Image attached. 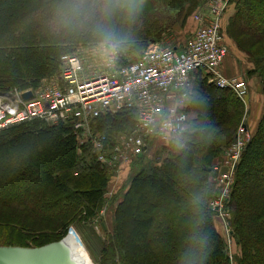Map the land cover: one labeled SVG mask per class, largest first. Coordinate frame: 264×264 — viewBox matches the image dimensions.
<instances>
[{
  "label": "trees",
  "instance_id": "1",
  "mask_svg": "<svg viewBox=\"0 0 264 264\" xmlns=\"http://www.w3.org/2000/svg\"><path fill=\"white\" fill-rule=\"evenodd\" d=\"M166 1L173 5L172 1L180 0ZM189 1L197 8H194L195 20L207 0ZM234 3V13L228 16ZM41 4L42 0H0L2 89L35 90L46 80L58 77L62 56L74 53V49L53 43L44 32L37 20ZM261 6L264 0H231L222 19L224 44L231 50L229 43L234 40L245 62L248 79L237 76L246 80L251 103L258 101L259 92L264 96ZM149 13L152 17L151 10ZM162 21L156 25L161 26ZM138 24L135 47L142 50L145 39L140 40L156 26H150L149 22ZM143 52L137 57L128 55L131 59L125 56L122 62L134 61ZM204 77L201 71L195 73L190 91L198 94L203 103H188L183 108L188 121L179 135L186 138L187 147L175 153L167 142H159L152 145L156 146L154 159L148 158V150L131 163L127 178H132L113 210L111 226L101 211L117 168L98 163L90 145L80 148L72 125L50 126L34 120L1 130L0 158L5 162L0 164V245L41 246L68 234V229L76 224L89 226L99 239L100 251L89 245L96 264H174L187 220L185 201L189 193L203 192L202 217L205 227L214 234L209 264H233L227 239L216 225L217 212L211 207V192L217 188L215 166L235 141L246 108L234 90L220 88ZM256 121L249 125L251 139L235 174L226 209L228 217L224 220L218 216L222 226L233 232L240 264H264V102ZM135 124V111L126 110L100 116L94 121V130L115 141L133 130ZM25 141L36 147L22 166L14 167L8 158ZM16 156L22 159L24 153ZM180 176L185 178L183 182L178 180ZM8 188L14 191L13 196H6ZM97 222L101 236L92 226Z\"/></svg>",
  "mask_w": 264,
  "mask_h": 264
},
{
  "label": "built area",
  "instance_id": "2",
  "mask_svg": "<svg viewBox=\"0 0 264 264\" xmlns=\"http://www.w3.org/2000/svg\"><path fill=\"white\" fill-rule=\"evenodd\" d=\"M231 0H207L195 15L197 29L182 48L156 46L144 51L136 60L122 62L115 72L89 70L78 62L75 53L62 56L57 81L39 88L5 90L0 88V131L34 120L50 126L70 124L78 146L90 145L97 162L103 167L117 168V174L128 167L153 144L165 141L148 134L141 117L160 110L169 112L181 134L188 114V103L178 106L185 94H190L194 74L201 71L220 88H231L247 109L235 141L227 148L221 163L215 166L218 196L211 200L224 220L235 174L245 146L251 139L247 126L250 101L245 79L226 77L221 65L229 53L224 44L223 15ZM31 97L25 98L26 93ZM135 111L133 130L115 141L94 130V121L103 115ZM76 233L73 227L68 234Z\"/></svg>",
  "mask_w": 264,
  "mask_h": 264
},
{
  "label": "clouds",
  "instance_id": "3",
  "mask_svg": "<svg viewBox=\"0 0 264 264\" xmlns=\"http://www.w3.org/2000/svg\"><path fill=\"white\" fill-rule=\"evenodd\" d=\"M147 5L148 0H42L37 20L53 43L74 49L78 62L89 70L115 72L123 57L134 54L136 25ZM186 103L201 105L203 101L193 92L182 96L178 106ZM141 123L148 134L167 142L171 151L179 153L187 147L169 112L149 113L141 117ZM35 147L30 141L22 142L12 150L8 162L22 166ZM20 152L24 153L22 159L16 156ZM4 162L0 158V164ZM184 179L178 177L181 182ZM203 195L192 192L185 201L187 220L174 264H209L214 234L202 217Z\"/></svg>",
  "mask_w": 264,
  "mask_h": 264
},
{
  "label": "rangeland",
  "instance_id": "4",
  "mask_svg": "<svg viewBox=\"0 0 264 264\" xmlns=\"http://www.w3.org/2000/svg\"><path fill=\"white\" fill-rule=\"evenodd\" d=\"M233 1H235V0H233ZM171 4H173V5H170V2L167 3L166 0H148V5L146 7L145 14L139 20L138 23L139 24L143 23L141 25H144L145 23L149 22L150 26L155 25L156 27L152 26L150 31H147V33H145V36H143V38L140 40V41H142L145 39V41L143 43V46H144L143 49L139 50L138 47H135V50H139V52L132 54L130 57H137L142 51L149 50L151 47L174 46L180 39L184 38V36H190L191 35L190 25H191L192 21L193 22L195 21L193 18V15L195 14L194 13L196 11L195 9H197L194 6V3L192 1H189V0H180V1H176V2L172 1ZM234 8H235V3L232 5L231 9L228 10V16L234 13V10H235ZM261 9H264V6L263 7L261 6L260 10ZM150 10L153 13L152 17H151V13H149ZM179 10H182V11L180 12L179 15H177L176 11H179ZM189 14H191L192 16H190ZM262 14H264V12H262ZM169 16H171L172 18H170ZM188 16H190V17H188ZM168 19H170V20H168ZM162 20H165V22ZM161 21H162L161 26L156 25L157 23L159 24V22H161ZM233 41L234 40H232V39L230 40L231 50L235 51V49H236V51L239 54H241L239 49L237 48L236 44ZM126 58H129V57L126 56ZM129 59H131V58H129ZM207 77L208 76L206 75V77H204V78H207ZM243 77L248 79L246 76H243ZM57 79H58L57 76L52 77V78L46 80L45 82H43V84L57 81ZM256 98L258 100L257 102L260 105L261 104L263 105L264 96L261 92L258 93V96ZM254 123L256 124L257 121L255 120ZM155 151H156V146H152L148 151V153H149L148 158H149V156L150 157L152 156L151 158L154 159L156 156V155L154 156V154L156 153ZM130 170H131V165H129L128 167H124L123 171L121 173H118L116 176H114L111 179V181L108 185V188L106 190L105 197H106L107 201H106L104 209L101 211V215L104 217L105 221L108 223V226H111L113 210H114L115 206L117 205L118 200H120V198L125 194V192L128 189L127 187H129V182L131 181L132 177L130 179H129V177L127 178V174H128V176H130V173H129ZM5 193H6V196H13L14 195V191H12V189H9V188L5 191ZM218 194L219 193H218L217 188L216 189L214 188L211 192V197L215 198L218 196ZM216 215L217 216L215 217V221H216L217 228L223 234V236L227 239V242L229 244V252L233 258V264H240L239 261L237 260V257L239 256L240 252L238 251L239 248H237V246L233 240V236H232L233 232L230 229L223 227L221 224V221L219 220L220 219L218 217L219 215L218 214H216ZM92 226H93V229L98 233V235L101 236L102 231H101V227L99 226L98 222L94 223V225L92 224ZM72 227L74 229H76L78 235L80 236V238L82 240L84 247L89 252V255L92 258L94 264H96L97 262L95 261V258L92 255V252L90 250L89 245L90 246L92 245V247L95 251H97V252L100 251L98 249L100 247L99 239L94 234H92V232H91L92 230L90 229L89 226L86 228H83V226H80L81 227L80 228L76 224H73L70 228H72ZM69 229H68V231H69ZM86 236L88 237L87 240H86ZM67 237L68 236L66 234L63 237H61L55 241H62L64 239H66ZM29 246H34V245L31 244Z\"/></svg>",
  "mask_w": 264,
  "mask_h": 264
},
{
  "label": "water",
  "instance_id": "5",
  "mask_svg": "<svg viewBox=\"0 0 264 264\" xmlns=\"http://www.w3.org/2000/svg\"><path fill=\"white\" fill-rule=\"evenodd\" d=\"M24 96L29 98L31 93ZM64 240L41 246L0 245V264H76Z\"/></svg>",
  "mask_w": 264,
  "mask_h": 264
},
{
  "label": "crops",
  "instance_id": "6",
  "mask_svg": "<svg viewBox=\"0 0 264 264\" xmlns=\"http://www.w3.org/2000/svg\"><path fill=\"white\" fill-rule=\"evenodd\" d=\"M195 26H197V23L194 22L191 24V27H190L192 30L191 35L195 30L194 29ZM190 36H184V38L180 39L174 46L178 47V48H182L183 45L185 44L186 40ZM240 56L241 55L236 51V49H235V51H233V50L229 51V54H228L226 60L224 61L223 65H222V69H221L224 76H226V77H232V76H236V75L247 76L248 71L246 69L245 62ZM251 83L253 86V91H255V89L257 87L254 84L253 78L251 79ZM257 96H258V94H257ZM252 103H250V110H249V125L250 124L253 125L252 123H254L255 120L257 119V117L260 115L261 105H262V104L260 105L258 102H252ZM252 116H253V118H252ZM77 143H78V141H77Z\"/></svg>",
  "mask_w": 264,
  "mask_h": 264
},
{
  "label": "bare ground",
  "instance_id": "7",
  "mask_svg": "<svg viewBox=\"0 0 264 264\" xmlns=\"http://www.w3.org/2000/svg\"><path fill=\"white\" fill-rule=\"evenodd\" d=\"M62 244L69 250L76 264H94L78 233L69 234Z\"/></svg>",
  "mask_w": 264,
  "mask_h": 264
}]
</instances>
